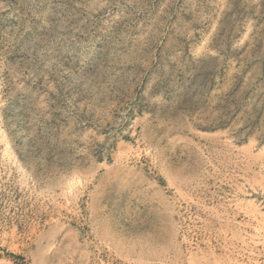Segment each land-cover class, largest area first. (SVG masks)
I'll list each match as a JSON object with an SVG mask.
<instances>
[{
    "label": "rangeland",
    "instance_id": "rangeland-1",
    "mask_svg": "<svg viewBox=\"0 0 264 264\" xmlns=\"http://www.w3.org/2000/svg\"><path fill=\"white\" fill-rule=\"evenodd\" d=\"M0 264H264V0H0Z\"/></svg>",
    "mask_w": 264,
    "mask_h": 264
}]
</instances>
